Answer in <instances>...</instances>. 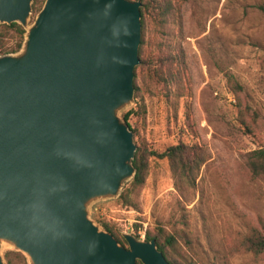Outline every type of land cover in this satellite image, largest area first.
<instances>
[{"label":"water","instance_id":"water-1","mask_svg":"<svg viewBox=\"0 0 264 264\" xmlns=\"http://www.w3.org/2000/svg\"><path fill=\"white\" fill-rule=\"evenodd\" d=\"M33 2L0 0V23L27 34ZM141 18V0H45L27 54H0V232L35 264H171L155 239L124 235L128 249L81 204L135 174L114 108L135 97Z\"/></svg>","mask_w":264,"mask_h":264},{"label":"rangeland","instance_id":"rangeland-1","mask_svg":"<svg viewBox=\"0 0 264 264\" xmlns=\"http://www.w3.org/2000/svg\"><path fill=\"white\" fill-rule=\"evenodd\" d=\"M174 2L167 29L184 52L181 86L143 85L139 73L141 95L116 105L114 113L122 121L128 109L145 107L130 119L139 131L136 145L144 139L161 152L180 140L198 143L205 160L195 185H181L166 159L152 157L131 202L120 197L132 180L128 175L115 191L83 197L82 207L99 227L107 222L138 240L148 229L163 227L177 238L186 264H264V253L238 248L254 229L264 231V182L244 161L246 153L264 147V11L258 7L263 0ZM38 12L29 14L27 34ZM148 24L151 41L156 23L149 17ZM25 34L22 46L8 52L15 58L27 54ZM0 38L9 49L20 40L6 27H0ZM7 253L13 264H35L0 232L2 264H8Z\"/></svg>","mask_w":264,"mask_h":264},{"label":"trees","instance_id":"trees-1","mask_svg":"<svg viewBox=\"0 0 264 264\" xmlns=\"http://www.w3.org/2000/svg\"><path fill=\"white\" fill-rule=\"evenodd\" d=\"M44 2L45 0H34V10H40ZM258 7L261 11H264V0ZM175 8L176 3L174 0H141L143 36L140 47V63L135 70L136 98L141 95V88H144V86L139 85L137 82L139 73L143 75V85L149 81L162 85L172 83L181 86L182 84L184 52L179 45L172 42L173 34L169 33L167 29L171 17L170 14H173ZM149 17L156 23L154 39L151 41L146 40V32L149 30ZM0 27L13 28L20 38L16 47L10 49L0 38V53L16 51L22 46L25 34L23 25L18 22L0 23ZM142 106L143 105L140 104L138 108L132 107L123 115L135 136H138L139 131L135 126H132L130 119L133 116L139 115V109L143 108V111L145 110V107ZM200 148L201 147L196 142L192 143L180 140L178 143L172 144L165 150L158 152L151 148L144 139L138 141L135 156L133 158L135 174L129 182V186L123 189L120 197L127 203L131 202V193L142 187L145 182L149 161L152 157L166 159L178 183L183 186H194L197 174L205 160ZM244 161L252 173V176L261 178L264 182V147L246 153ZM103 226L110 231L120 243L126 246L127 241L125 237L120 235L113 225L104 222ZM145 239H155L158 249L163 252L171 264H186L184 259L180 256L177 238L163 227H159L157 230L148 229ZM238 248L254 254L264 253V231L260 232L259 229H254L239 242ZM6 255L8 264H13L12 258H9V253ZM138 264H142V262L139 261Z\"/></svg>","mask_w":264,"mask_h":264},{"label":"built area","instance_id":"built-area-1","mask_svg":"<svg viewBox=\"0 0 264 264\" xmlns=\"http://www.w3.org/2000/svg\"><path fill=\"white\" fill-rule=\"evenodd\" d=\"M142 232L145 234V228L142 230Z\"/></svg>","mask_w":264,"mask_h":264}]
</instances>
